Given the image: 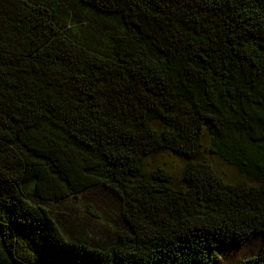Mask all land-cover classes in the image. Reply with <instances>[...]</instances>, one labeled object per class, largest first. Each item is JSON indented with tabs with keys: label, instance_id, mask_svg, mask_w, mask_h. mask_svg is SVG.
Instances as JSON below:
<instances>
[{
	"label": "trees",
	"instance_id": "1",
	"mask_svg": "<svg viewBox=\"0 0 264 264\" xmlns=\"http://www.w3.org/2000/svg\"><path fill=\"white\" fill-rule=\"evenodd\" d=\"M252 235L238 264H264V0H0V264H216Z\"/></svg>",
	"mask_w": 264,
	"mask_h": 264
},
{
	"label": "rangeland",
	"instance_id": "2",
	"mask_svg": "<svg viewBox=\"0 0 264 264\" xmlns=\"http://www.w3.org/2000/svg\"><path fill=\"white\" fill-rule=\"evenodd\" d=\"M165 163L166 168L172 171L175 175H178L184 162L174 156L165 155V156H157L155 159H151L150 163L152 165L156 163ZM214 168L219 174L224 175L228 179H233L235 177L234 171L226 166L221 164L218 160H211ZM100 209L102 216H110L111 222L118 223L116 221V209H108L105 203L100 202ZM108 206L109 203H108ZM108 209V211H107ZM105 211H107L105 213ZM110 214L108 215V213ZM262 247V237L260 235H252L245 241L236 243L231 242L226 245H221L218 249L219 253V261L216 264H238L240 261L247 259L249 257L255 256L259 253Z\"/></svg>",
	"mask_w": 264,
	"mask_h": 264
}]
</instances>
